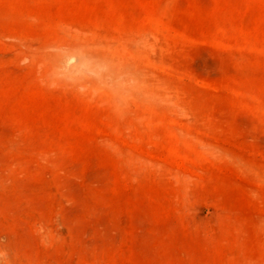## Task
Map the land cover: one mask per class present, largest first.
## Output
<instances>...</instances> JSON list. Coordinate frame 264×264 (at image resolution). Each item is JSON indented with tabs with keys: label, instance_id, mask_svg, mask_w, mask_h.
<instances>
[{
	"label": "rangeland",
	"instance_id": "374dc122",
	"mask_svg": "<svg viewBox=\"0 0 264 264\" xmlns=\"http://www.w3.org/2000/svg\"><path fill=\"white\" fill-rule=\"evenodd\" d=\"M0 264H264V0H0Z\"/></svg>",
	"mask_w": 264,
	"mask_h": 264
}]
</instances>
